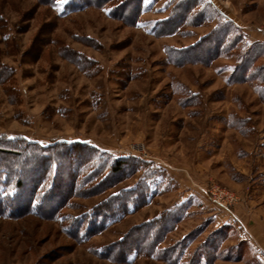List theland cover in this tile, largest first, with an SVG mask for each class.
<instances>
[{
	"label": "rangeland",
	"instance_id": "rangeland-1",
	"mask_svg": "<svg viewBox=\"0 0 264 264\" xmlns=\"http://www.w3.org/2000/svg\"><path fill=\"white\" fill-rule=\"evenodd\" d=\"M124 1L0 0V162L12 165L0 169V264H264V101L232 75L241 45H264V0H205L241 39L187 64L177 52L216 18L164 34L180 0H139L131 22ZM116 160L122 170H107ZM39 164L46 215L2 212L6 195L26 205ZM122 192L135 202L102 207ZM144 224L162 234L151 256L134 249ZM114 247L127 249L110 258ZM170 247L179 255L160 258Z\"/></svg>",
	"mask_w": 264,
	"mask_h": 264
},
{
	"label": "trees",
	"instance_id": "trees-1",
	"mask_svg": "<svg viewBox=\"0 0 264 264\" xmlns=\"http://www.w3.org/2000/svg\"><path fill=\"white\" fill-rule=\"evenodd\" d=\"M112 1L113 0H97L100 6L108 5ZM135 1L136 0L124 1L125 7L121 8V12L119 16L120 19L124 20L125 22H131L130 21L131 18L136 16L135 14H139V11H140L139 0L137 1V3H135ZM200 7H201L200 11L198 10L196 11V8H200ZM192 15L196 16V19H194L193 21H190L189 18ZM213 17H215L217 20V27L213 29L212 31H210L208 35L203 37L201 40L196 42L194 45L181 49V51L177 52L178 57H175L174 59L176 64L204 63V61L206 60L212 61L222 56L224 53L226 54L227 52L231 50L233 51L235 49V46L239 44L240 39H241L239 38V36H241L238 34L239 31L235 27H233L228 21L223 20L219 12L216 9H214L208 1L206 2L205 0H202L199 2V0H180V2L176 3L174 10L171 12L168 18L164 20L163 23H161V25L158 27L159 33L162 32L164 34H170V33L176 32L183 23L187 24L190 21L192 22L191 23L192 26H196L198 24H202L206 19L213 18ZM231 36L232 37L236 36V37H234V39L231 41L230 40ZM263 47L264 45L262 44L260 45L256 43L250 44L249 46L244 43L243 46L241 45L240 48L238 47L239 53L235 57V66L233 68L232 75L236 76L238 73H241L242 76L236 77V79L239 80V78L242 77L241 80H245L251 83H255V82L258 83L259 86L261 87V88L259 87L258 93L261 99L264 101V87H263L264 86V64L259 65V66L255 65L257 59L264 58ZM201 51L203 52L205 51L207 53V55H205L206 57H204L203 59L200 56ZM247 74L248 76L244 77ZM1 154L5 156L4 159L6 160H8L7 157L10 159L14 158L10 156H17L18 159L20 160L22 158L24 159V157L25 158L32 157V158L38 159L36 156H31L29 154L14 155L13 151L8 150V149L2 150ZM77 156H78V159L84 160L85 158L80 153ZM51 160L52 159L50 158H44V161L46 162V164L49 163ZM53 162L54 161L52 160V163ZM124 163H125L124 160H121V161L116 160L115 162L108 165L107 170L118 173L120 170H122V165ZM12 164H14V167L16 168L14 161ZM25 165L26 166L30 165V163L27 162ZM11 166L12 165L9 166V163L7 164L3 162V160H1L0 162V169H4L7 171V174H6L7 177H9L8 176L9 171L12 170ZM39 166H40L39 169H41V172H43L44 175L36 182L35 181L33 182L34 188L31 192H28L29 193L28 196L25 195L27 193L26 191L22 189L19 190L20 188H22L21 186H22L23 176L21 175V171H18L20 170L19 167L15 169L16 171L13 173L14 176H17V181L15 183V186L16 188H19L18 189L19 195L21 194L25 195L28 198V200H27L26 205L22 203L25 201H20V202L15 203V199L13 198V196L6 195L5 197L6 202L4 204L1 203L2 212L3 210H6V208L7 209L9 208L10 210L13 207H15L17 210V212L15 213H23L27 210L28 213L31 214L32 210L35 209L37 212L41 213L42 215H46L44 214L46 211L45 209L49 207L51 208L49 202H47L50 200L47 197H45L44 189L39 188V186L42 185L43 182H45L46 178L44 179V176H47L46 174L49 172L50 168H48L49 165L45 166V164L44 165L39 164ZM38 190H41L44 193L43 196H41L38 193ZM129 198H130L129 194L122 192L115 197H110L107 200V202L104 203L102 207H106L105 209L108 212L110 211L120 212V211H123L130 204V202H135V200H130ZM62 202L63 200L61 196V198H59V202H57L58 204H56V206L52 208L53 212H56L59 209V207L62 206L63 204ZM44 207H47V208H44ZM144 226H145V229H147V233L140 236V242L135 244L134 249L136 250V252L140 254H146L147 256H151L153 254V251L150 249L153 248V246L157 245L160 238L162 237V234L157 233L153 237L152 228H150L152 226L148 224H144ZM211 242H214V241H211ZM143 243L145 244L144 249L142 247ZM209 248H212V249H208L209 253H206V252L203 253V256H204L203 259L206 261L209 260L208 257L210 255L208 254H212L216 251L217 245L214 247L209 246ZM126 249L124 247L121 249L120 248L117 249L116 247H114L113 249L111 248L109 249L107 256L112 258L111 257L112 255L113 256L118 255V254L123 255L125 254L123 250L126 251ZM160 253L161 255L159 256L162 259H165L167 254H170V256L174 254L176 256L179 255V253L175 251L173 247H170L169 249H165L163 252H160ZM194 257H196V255ZM113 258L116 259L115 257ZM118 259H119V256H118ZM190 264H197L196 259H194V261L191 260Z\"/></svg>",
	"mask_w": 264,
	"mask_h": 264
},
{
	"label": "snow or ice",
	"instance_id": "snow-or-ice-1",
	"mask_svg": "<svg viewBox=\"0 0 264 264\" xmlns=\"http://www.w3.org/2000/svg\"><path fill=\"white\" fill-rule=\"evenodd\" d=\"M61 2H62V0H61Z\"/></svg>",
	"mask_w": 264,
	"mask_h": 264
}]
</instances>
